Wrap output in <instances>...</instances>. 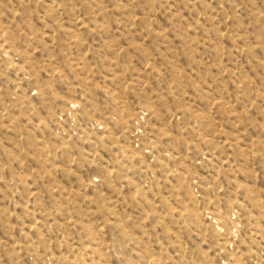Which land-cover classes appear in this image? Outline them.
<instances>
[{
    "label": "rangeland",
    "instance_id": "rangeland-1",
    "mask_svg": "<svg viewBox=\"0 0 264 264\" xmlns=\"http://www.w3.org/2000/svg\"><path fill=\"white\" fill-rule=\"evenodd\" d=\"M0 264H264V0H0Z\"/></svg>",
    "mask_w": 264,
    "mask_h": 264
}]
</instances>
